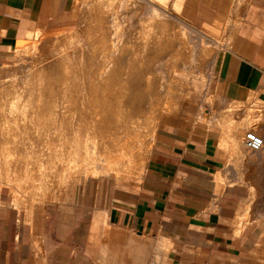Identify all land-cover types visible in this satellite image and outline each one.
Wrapping results in <instances>:
<instances>
[{"label": "crops", "instance_id": "obj_1", "mask_svg": "<svg viewBox=\"0 0 264 264\" xmlns=\"http://www.w3.org/2000/svg\"><path fill=\"white\" fill-rule=\"evenodd\" d=\"M61 1L0 0V56L51 20ZM178 4L177 14L192 24L224 23L233 17L239 25L231 44L212 63L210 81L219 100L216 120L229 121L233 103L243 106L255 99L264 108V0ZM261 111L258 128L264 139ZM226 134L209 130L203 135L196 128L163 133L154 139L135 190L103 192L88 181L69 200L44 204L29 223L17 213L13 218L15 209L1 198L0 264L244 263L254 242L264 240V145L256 155L257 181L247 188L234 181L236 170L227 161L231 152L225 154L226 163L221 156L219 145L228 143ZM251 208L257 216L249 224L256 226L244 227Z\"/></svg>", "mask_w": 264, "mask_h": 264}, {"label": "bare ground", "instance_id": "obj_2", "mask_svg": "<svg viewBox=\"0 0 264 264\" xmlns=\"http://www.w3.org/2000/svg\"><path fill=\"white\" fill-rule=\"evenodd\" d=\"M124 1L117 0L119 5H125L127 2ZM110 2L116 3L115 0ZM138 5L142 7L143 1ZM140 6L138 7L141 8ZM78 7L82 10L78 23L79 32L63 31L55 35L52 40L44 36L40 45L32 47L34 52L32 51L31 57L27 60H25L26 48L23 50L18 46V63L24 62L20 66V76L14 74L9 77L3 73L9 74L10 69H13L9 68L7 71L4 67L0 68V73L2 72L0 74V206L3 204L1 202L3 188H7L13 196L15 190L18 192L26 185L25 183H28L32 189H36L37 186L42 190L44 177H46L44 182L49 181L47 178H55L54 181L63 182L66 179V172L76 167L75 162L72 161L77 160L76 157L80 155L76 156L80 151L81 142L86 145L89 143V147L83 146L86 152L84 153L83 149L84 155L82 153L83 156L87 154L85 158L86 160L88 158L89 162L94 161L95 152L101 148L99 156L103 157L104 167L100 168L106 169L107 172L116 171V174L122 175L126 172L124 167L135 164L138 175L145 166L143 159L139 161L135 159L134 151H137L135 148L141 145L138 131L145 130L147 120L152 118L153 111L163 105L161 100L165 90H170L167 82H164L165 75L163 76L161 67L167 61L165 56L168 50L170 53L167 58H170L171 52L173 55L174 48L180 43L179 41L175 45L178 38L174 35V30L178 27L175 28L174 24L172 26L167 22L165 24L160 17L151 15L152 12L149 15L141 14L140 18L133 20L129 30L120 34L118 29H113L109 32L110 35L106 33L107 24L110 21L116 24L117 18L111 19L116 13L109 20V17L100 14L99 9L95 13L92 4L90 6L88 3H80ZM78 7H75V10ZM111 7L106 5V8L111 9ZM118 19L120 20V17ZM153 19L160 22L156 23L159 24L156 29ZM93 23L98 24L99 30L92 27ZM96 31H102L100 38L105 41L117 39L128 40L131 43L93 44ZM164 50L166 55H163ZM159 54L161 56H158ZM155 58L161 59L160 62H155ZM178 67L175 69L178 70ZM168 70L172 69L168 68ZM166 77L170 78L169 75ZM174 84L176 83L172 84L173 87ZM156 111L160 114L158 112L161 110ZM234 140H236L233 144L234 150L239 157H256L258 152L253 153L243 145L249 152L247 153L241 148L239 138L234 137ZM98 144L100 147L98 146L97 149ZM142 152L144 154L145 151ZM251 153L255 156H251ZM147 154H144L146 158ZM91 165V169L95 168L94 163ZM137 175L133 176V182L138 181ZM122 176L127 180L128 176ZM45 187L43 191H47ZM36 247L40 252V246L35 244ZM256 247L260 248V244Z\"/></svg>", "mask_w": 264, "mask_h": 264}, {"label": "rangeland", "instance_id": "obj_3", "mask_svg": "<svg viewBox=\"0 0 264 264\" xmlns=\"http://www.w3.org/2000/svg\"><path fill=\"white\" fill-rule=\"evenodd\" d=\"M142 1H143V6H142L143 8L140 5H138L139 2H142ZM178 1L179 0H176L173 2V9H172V0H148V1L146 0H125L124 2H127V3H125V5L120 4L121 6L119 5V2H117V0H115V2L118 4L114 2L112 3L110 2V0L107 2L104 0L105 4L107 3L106 5L109 8L112 6L111 9H109V8H106V5L104 4L103 0H86V1L74 0V2L73 0H62L61 3L58 5V7L54 9L53 11L54 15L51 20H48L43 25H41L40 28L33 30V32L23 35L21 37L23 38L21 42L18 43L19 40H17L11 47L8 48V50L6 51V53H4V55L0 56V68L4 67L7 69V71L9 68H12L13 70L10 69L11 71V73H9L10 75L7 72L3 73V74H7L9 77H12V75L14 74H16L15 76H20V73H19L20 72L19 70L21 69L20 66L21 64H24V62L22 63L19 62L20 64L18 63L17 48L15 50L13 49V47L17 43H18L17 47L20 46L21 49L23 50L26 48L27 53H25L26 56L25 55L24 56H25V60H27L29 57H31L32 51L34 52L32 47L34 46L33 48H35L37 45H40L44 36H47L50 40H52L55 35L63 31L77 30L79 32L80 30L78 29H80V27L78 26L79 25L78 23L80 20V15L82 13L81 8L78 7L80 6V3L81 4L88 3L90 6L91 4L94 5L95 11H96L95 13H97L100 10L99 11L100 14L102 16L106 15L105 17L106 18L109 17L108 18L109 20L113 19L114 17L115 19L117 18V20L115 21L116 24H113L111 21L108 22L107 24L108 32L106 33L113 31V29H118V31L121 34L122 32H125L130 29L131 23L133 22V20L140 18L145 13L149 15L150 13L153 12L151 15H156L157 17H160V19H162L165 24L167 22L169 24L171 23L172 26L174 24V26H176L175 28L178 27L177 29L174 28L175 29L174 32L176 33V34L174 33V35L178 38L176 39L178 42L176 43L175 41V45L178 44L179 41L180 43L177 45V48L173 46L175 48H174L173 55L171 52L170 58H167L168 57L167 55L168 53H170L169 52L170 50H168L167 55L165 53V50L163 51L164 52L163 55H166L165 60L167 59V61L165 62V65L161 67V71H163V76L165 75L164 82L165 83L167 82L166 84L169 85V87L168 85L167 87L171 91L165 90V93L163 94V98L161 100V102H163L162 103L163 105L161 104L162 106L155 109L154 110L155 112L153 111L154 116L152 114V118L147 120V125H146L145 130L140 129V131H138L140 134L139 144H141L143 147L141 148V145H139L138 148H135V150H137V151H134L135 156H136L135 159H138V161L139 159L141 160L143 159L145 161V165H147V161L150 157L154 139H156V137H160L161 134L163 133L164 134L165 133L175 134L179 132L180 134H184L187 131L192 130L193 128H196L197 131H201L203 135L205 134L206 131H209V130H213L215 133H218L219 135H222L223 132H226L228 133V135L226 134L227 136L225 137L228 140V143L219 145V147H222L223 149L221 150L222 152L221 156L225 158L224 163H226V156H225L226 152H231V157H229V160L227 161H230V164H232L236 170V173H235L236 175L234 176L235 183L238 185L246 186L247 188L248 186H250L251 188L252 186L250 184H253L254 186V184L257 181V157H254L256 159L251 158V157H249L251 159H249L248 157L246 159L245 158L237 159L236 158L237 156L234 155V152H233L234 150L233 149V143H234L233 137L243 133L239 137V143L241 144V148L247 153H249L243 147V143H242L243 136L245 132L250 129H254L259 135L262 136V133L259 132L258 127L259 125L262 126L263 124L262 119L261 118L259 119V116L263 114L261 110H263L264 108L259 107L261 104H259V102L255 99L251 100L250 102L244 103L243 106L241 103H233V107H235V111L232 114H230L229 121H227L225 124L224 123L222 124L219 119L216 120V115L218 114L217 106L219 104V100L216 98L213 84L210 81L211 72H212V63H213V59L215 55L222 48L229 46L231 44L233 38L238 34L239 25L236 22L235 18L233 17H231L230 19H227L224 23H213L211 25H202V26L192 24L186 21L180 15V13L177 14L179 11ZM110 3L112 4L110 5ZM72 4H73L74 9L73 7L71 8ZM96 4L99 7L96 6ZM103 4L107 11L105 10ZM115 5L117 8L115 7ZM137 5L140 6L141 8H139ZM75 7L76 8L78 7V9L75 10L76 9ZM106 12L107 14H105ZM114 13L116 14L112 17ZM118 17H120V20L118 19ZM235 17L237 18V16ZM157 21H158L157 19H153V24H155V29L157 28V25L159 26V24L156 25V23H160L159 21L158 22ZM36 27H39V26H36ZM36 27H32L31 29H34ZM92 27L95 28L96 30H99L97 23H93ZM101 34H102V31L95 32V38L92 40L93 44H99V43L115 44L116 43L119 45L121 44L124 45V44L131 43V41H128V40H117V39L105 41L100 38ZM27 49L29 50L31 49V50L29 51ZM28 51L30 52V54ZM160 54L158 56H161ZM159 58H157L158 60L155 58L156 59L155 62H160L161 59L159 60ZM175 60L179 63H177ZM186 61H187V65H186ZM175 62L177 63V65H175L176 64ZM181 63H183L184 65ZM191 63L193 65H191ZM174 67L176 69L178 67L179 71L176 70ZM168 68L172 70H168ZM169 72H171L170 73L171 75L168 74ZM167 75H169L170 78L166 77ZM168 79H169V82H168ZM173 83H176L174 84V87L172 85ZM173 88L175 90H173ZM165 95L166 97H164ZM164 98L166 100H164ZM156 110L158 111L161 110L158 112L160 114H157ZM155 113L158 115L157 118L155 117ZM221 115H222L221 118L223 117V119L226 116L225 113H221ZM154 117H155V120H154ZM233 118H234V123H232ZM154 121H157V123ZM153 122H154V125H153ZM232 126L234 127L232 128ZM144 135L146 137H144ZM144 140L148 143L147 146ZM81 144L82 145L79 144V147H80L79 150L82 152L79 151L76 154V156L80 154L79 156L76 157L77 160L72 161V162H75L74 165H76V167L74 165H72V167L74 166L76 169L73 167L72 170L67 171L65 174L66 179L63 182H59L57 180L54 181L55 178L53 179L47 178V180L49 181L44 182L46 178L44 177L42 178V182L44 183L41 186L42 190L41 188L37 186H36V189L35 188L32 189L29 187L28 183H25L26 185L24 184L25 186L22 189H19L18 192L15 190V195L13 196L7 188L2 189V192H1L2 200L9 203L7 206H10L11 208L15 209L14 214L12 215L13 218H15L16 213H17L20 215V217L23 218L24 222H28L29 220L28 218L32 214H38L41 212L44 204L52 203V202H60V201L67 200V199L69 200V198H71L74 193H77L78 189H80L83 185L87 184L88 181H90L91 186L93 187L98 185L99 190H102L103 192H105L106 189L110 192L113 190V188L122 189V190H135L136 189V187L142 180L141 176H142V173L144 174L143 171H145L144 168L146 166H144V168L142 169V172H140L138 175H137L138 172L136 170L137 166H135V164L133 165L131 164L130 167H126V168L124 167V172L125 171L126 172L125 174L123 173L122 175L126 177L128 176L126 178L127 180H125L123 179V176L121 174H116V171L107 172L106 169L102 170L100 168V167H104V163L102 162L103 157L99 156L100 154L99 152L101 148H99V150L96 151L100 143L97 145V149L95 150L96 155L93 154V156L95 155V158L93 157L94 161H91V162H89L88 158H87L88 161L86 160L85 157H87L86 156L87 154L83 156L84 153L86 152L85 148L89 147L88 145L89 143L86 145V143L84 144V142H81ZM144 144H145L146 150L144 148ZM83 146H86V147L84 148ZM147 148L149 149V151L147 150ZM83 149H84V153H83ZM143 150L145 151L144 152L145 155L148 152L147 158L143 154L142 152ZM102 151L103 150H101V152ZM141 154H143L144 156ZM253 155L254 154L251 153V156ZM90 157H92V155ZM247 160L250 161V165L248 167H247ZM92 162L94 163L93 166H95V168L93 169H91L92 165L90 166V164H93ZM127 168L128 169L130 168V169L128 170ZM133 168H135V170ZM245 168H246V171H243ZM126 174H129V175H126ZM136 175H137L138 181L133 182L132 178L133 176H136ZM50 180L52 181L50 182ZM214 180L216 181V179ZM45 185H47L48 188L47 186L45 187ZM26 187H29L30 189ZM43 187H45L44 189H47V191L46 190L43 191ZM49 188L51 190H49ZM221 189H222V185L217 186V190H216L217 196L219 195V192L221 191ZM33 190H38L39 192L33 191ZM30 191H33V192H30ZM40 191H43V192L40 193ZM48 196L51 199H49ZM253 197H254V194H253ZM248 213L249 214L247 215V217L245 219L243 218L245 222L243 226L252 228L253 226H256V225L254 224L250 225L249 223H253V221L256 223L257 209L251 208L249 209ZM258 241L254 242L251 250L246 254V257H245L246 261L240 264H264V240L260 243H257ZM256 243L260 244V248L256 247L255 245ZM35 244L37 245V240H34V246ZM35 249L38 252L37 247Z\"/></svg>", "mask_w": 264, "mask_h": 264}, {"label": "built area", "instance_id": "obj_4", "mask_svg": "<svg viewBox=\"0 0 264 264\" xmlns=\"http://www.w3.org/2000/svg\"><path fill=\"white\" fill-rule=\"evenodd\" d=\"M242 143L246 149L257 153L262 150L264 139L254 129H250L245 132Z\"/></svg>", "mask_w": 264, "mask_h": 264}]
</instances>
